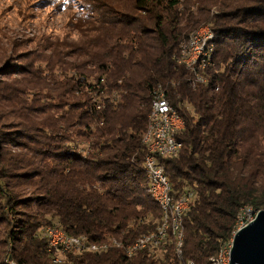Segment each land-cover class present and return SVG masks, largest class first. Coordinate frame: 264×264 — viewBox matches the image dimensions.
Masks as SVG:
<instances>
[{
	"label": "trees",
	"instance_id": "obj_1",
	"mask_svg": "<svg viewBox=\"0 0 264 264\" xmlns=\"http://www.w3.org/2000/svg\"><path fill=\"white\" fill-rule=\"evenodd\" d=\"M78 9L75 37L43 36L9 55L0 44V264H53L48 227L126 244L158 230L144 142L155 89L185 121L182 151L160 161L174 197L193 192L184 259L211 264L241 211L264 210V0H82ZM203 26L215 34L213 60L191 68L180 59ZM175 260L170 236L133 257L88 251L60 264Z\"/></svg>",
	"mask_w": 264,
	"mask_h": 264
},
{
	"label": "bare ground",
	"instance_id": "obj_2",
	"mask_svg": "<svg viewBox=\"0 0 264 264\" xmlns=\"http://www.w3.org/2000/svg\"><path fill=\"white\" fill-rule=\"evenodd\" d=\"M205 32H212L209 26H203L195 31L190 38L186 41L184 49L181 56V63L188 67L194 68L198 66L204 69L207 65H210L213 60V55L215 52V34L214 37H210L206 43V51L208 53L207 59H205V53H197V60L194 55V48L198 45L200 36ZM200 81H203L199 77ZM165 92L161 89H155L152 93V110L149 115V122L147 130L144 136V142L148 148V154L151 153L152 144V132H153V117L158 116V103H162L164 100ZM171 108H174L171 105ZM174 114L176 116H171V110H159V119H169L170 123H182V126L175 127V135L179 136L185 129V121L183 117L178 113L177 109L174 108ZM183 149V143L179 144V153ZM147 178L150 185V192L154 201L158 204L162 212V220L157 231L142 236L136 239L132 243H124L120 237L113 235H106L100 241H93L88 236H70L64 230L57 227L46 228L48 233L52 234H62L63 241L69 243H88L89 250L92 252H108L111 250L119 249L124 251L127 256H133L135 253L147 250V247L151 246V241L153 237H164L160 238L158 241H153L152 250L165 244L169 237L172 236L175 239V255L177 261L175 260L172 264H197L194 260L184 259V238H185V227L184 218L191 207V201L193 200V192L187 195L186 207L183 211V202L185 200V194L179 198L174 197L172 194V188L170 183H165L161 191L157 188H153V182H158V174H152L147 166ZM251 214L256 215L251 207L244 208L241 211L237 228L245 226L247 216ZM48 243V249L53 247V237H46ZM219 244V251L214 258L211 260V264H224V255H231V246L229 243H224L222 239H217ZM52 254V252H51ZM53 259H60V252H53ZM6 264H16L12 260H6ZM57 264V262H53Z\"/></svg>",
	"mask_w": 264,
	"mask_h": 264
},
{
	"label": "rangeland",
	"instance_id": "obj_3",
	"mask_svg": "<svg viewBox=\"0 0 264 264\" xmlns=\"http://www.w3.org/2000/svg\"><path fill=\"white\" fill-rule=\"evenodd\" d=\"M81 1L0 0L1 46L5 51L9 50V55L12 50L21 53L29 49H35L36 46H31L28 43L36 42L43 36L63 38L66 35H71L75 37L76 33L71 28V24L73 23V15L81 7ZM241 228H237V225L235 227L233 237L229 243L231 249L233 238Z\"/></svg>",
	"mask_w": 264,
	"mask_h": 264
},
{
	"label": "built area",
	"instance_id": "obj_4",
	"mask_svg": "<svg viewBox=\"0 0 264 264\" xmlns=\"http://www.w3.org/2000/svg\"><path fill=\"white\" fill-rule=\"evenodd\" d=\"M210 37H214V33L205 32L200 36L198 45L194 48L195 60H197V53H205V59H207L206 43ZM198 76V74H197ZM158 116L153 117V132H152V144L151 153L148 154L145 166H147L152 174H158V182H153V188H157L159 191L163 188L165 183H170L166 169L164 165L160 162L162 158H175L179 153V144L181 141L178 139L179 136L175 135V127L182 126V123L178 120V123H170L169 119H159V110H171V116H176L174 114V108H171V103L168 101L166 93L164 94V100L162 103H158ZM190 192L185 193V200L183 202V211L186 207L187 195ZM256 215L251 214L247 216L246 223L254 220ZM45 237H53V247L49 249V252H60V259H54L53 262L60 264L63 262L64 258L71 253H83L88 252V243H69L63 241L62 234H52L45 230ZM160 238L164 237H153L151 241V246L147 247V250H152L153 241H158ZM92 252V251H90ZM138 253H135V256ZM128 256V257H133ZM172 264V263H171ZM224 264H231L230 255H224Z\"/></svg>",
	"mask_w": 264,
	"mask_h": 264
},
{
	"label": "water",
	"instance_id": "obj_5",
	"mask_svg": "<svg viewBox=\"0 0 264 264\" xmlns=\"http://www.w3.org/2000/svg\"><path fill=\"white\" fill-rule=\"evenodd\" d=\"M231 260L232 264H264V210L235 234Z\"/></svg>",
	"mask_w": 264,
	"mask_h": 264
}]
</instances>
